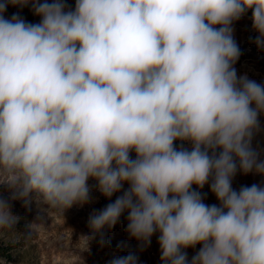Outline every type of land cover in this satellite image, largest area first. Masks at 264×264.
I'll return each instance as SVG.
<instances>
[{"label": "clouds", "instance_id": "1", "mask_svg": "<svg viewBox=\"0 0 264 264\" xmlns=\"http://www.w3.org/2000/svg\"><path fill=\"white\" fill-rule=\"evenodd\" d=\"M9 5H31L39 23L6 18ZM249 11L264 50V0H0V185L10 199L63 214L90 201L94 180L105 198L122 194L90 214L87 242L100 235L103 246L127 213L142 248L158 233L161 264H264V185H232L238 171L264 177L252 146L264 83L235 68L233 24ZM205 185L218 204L204 202ZM19 220L0 198V236L30 240Z\"/></svg>", "mask_w": 264, "mask_h": 264}, {"label": "rangeland", "instance_id": "2", "mask_svg": "<svg viewBox=\"0 0 264 264\" xmlns=\"http://www.w3.org/2000/svg\"><path fill=\"white\" fill-rule=\"evenodd\" d=\"M69 7L74 8L75 0H66ZM14 13H18L28 23H39L40 17L36 16L31 5L18 7L9 5L4 13L6 18H11ZM234 39L236 40L241 55L235 68L238 75L247 74L250 79L259 83H264V50L258 49L252 41L256 33L252 30L251 14L244 15L240 20L234 22ZM260 130L254 135L252 146L260 153V158L264 159V114L259 117ZM181 142L177 141L179 148ZM184 147L191 149L187 142ZM133 158L135 154L133 153ZM264 185V177L255 173L247 175L238 171L233 178V188L239 190L241 186L252 184ZM91 188V199L88 203L74 205L63 214L56 211H45L33 202L29 207H24L23 201L11 200V193L6 186L0 185V198L9 201L13 215L20 217L15 226L18 232H26L29 223L32 225V238L25 241L19 238V234L4 232L0 236V247L7 250L8 257H0L7 264H109V261L117 256L127 255L129 252L135 253L138 257V264H161L160 248L158 244V233L151 238V243L146 247H141V242L130 238L126 232L127 213H124L119 222L111 230L105 229L103 239L106 243L102 246L101 236L87 242V237L91 236L88 227V219L94 210L104 208L108 203L113 202L117 195L111 199L105 198L97 189L96 182L89 180ZM125 189L128 187L125 184ZM195 189V186H193ZM205 195L204 202L208 205L218 204L215 195L210 191L209 185L199 189ZM17 241L13 243V241ZM196 248L187 249L189 261L199 250Z\"/></svg>", "mask_w": 264, "mask_h": 264}, {"label": "trees", "instance_id": "3", "mask_svg": "<svg viewBox=\"0 0 264 264\" xmlns=\"http://www.w3.org/2000/svg\"><path fill=\"white\" fill-rule=\"evenodd\" d=\"M248 14H251V12L249 11ZM7 250H9V249L0 247V257H8L9 255L6 252Z\"/></svg>", "mask_w": 264, "mask_h": 264}]
</instances>
